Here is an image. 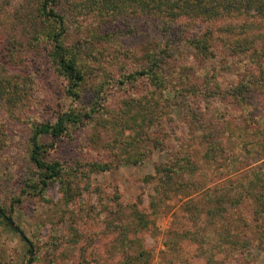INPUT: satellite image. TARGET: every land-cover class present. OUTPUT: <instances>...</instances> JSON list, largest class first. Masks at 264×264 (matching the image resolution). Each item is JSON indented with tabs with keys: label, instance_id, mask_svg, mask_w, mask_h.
Returning <instances> with one entry per match:
<instances>
[{
	"label": "rangeland",
	"instance_id": "obj_1",
	"mask_svg": "<svg viewBox=\"0 0 264 264\" xmlns=\"http://www.w3.org/2000/svg\"><path fill=\"white\" fill-rule=\"evenodd\" d=\"M42 1L0 0V64L8 66L24 97L11 112L0 104V206L31 244L0 217V264H119L141 251L146 252L141 264H234L232 254L219 248L220 238L226 230L234 232L237 221L252 219L250 203L229 201L260 190L255 185L264 176V95L251 96V107H239L230 97L211 96L215 87L207 90L200 83L201 93L183 105L169 90L173 102L157 113L156 127L146 133L150 110L157 108L152 103L166 99L147 78L128 83L125 75L137 69V56L147 48L173 43L184 49L190 58L185 63L193 65L189 73L201 81L211 64L194 60L184 40L204 33L206 23L163 35L138 14L112 22L100 11L104 0H58L68 29L65 43L78 47L86 75L81 98L72 101L51 46L33 41ZM231 23L242 21L209 24ZM220 47L214 45L216 54ZM233 79L221 83V91ZM98 89L102 100L96 105ZM69 109L97 112L57 141L41 138L55 144L47 159L61 163L64 173L43 194L26 196L25 182L36 179L29 163L33 129L54 124ZM143 110L145 120L126 115ZM202 123L210 129L200 133ZM175 158L195 167L185 173L186 195L164 185L165 174L158 175ZM137 159L141 162L132 164ZM217 207L225 211L219 214ZM212 208L215 213L208 214ZM140 215L147 228L139 224ZM253 263L264 264V249L252 251Z\"/></svg>",
	"mask_w": 264,
	"mask_h": 264
},
{
	"label": "trees",
	"instance_id": "obj_2",
	"mask_svg": "<svg viewBox=\"0 0 264 264\" xmlns=\"http://www.w3.org/2000/svg\"><path fill=\"white\" fill-rule=\"evenodd\" d=\"M57 2L58 0H43L40 4L38 9L40 23L38 21V26L35 28L36 37L33 41L49 43L52 62L64 77L66 95L73 101L81 98V89L86 81V75L80 67L78 47H70L65 43L68 32L67 23L56 9ZM100 11L104 12L105 16H109L114 23L124 22L119 19H128L138 14L144 18L148 28L153 31L158 30L163 35H168L181 26L188 27L190 23L196 21L207 25L204 33H195L184 40L188 48L187 52L194 60L211 64L210 68L202 70L201 81L194 79L189 73L193 65L189 62L185 63L190 61V58L183 54L184 49L176 47L173 43L165 47L160 46L159 43L157 49L147 48L141 56H137V69L125 75V81L128 83H136L138 80L147 78L166 99V101L161 99L152 103V105L156 103L157 108L150 110L153 116L147 123L146 133L151 126L156 127L157 113L164 112L165 107H170L169 102H173L172 97L167 95L169 90L175 92L176 98L175 96L173 98L180 99L183 105L187 104L186 100L189 97H195L201 93L198 87L200 83L207 90L210 86L215 87L211 96L230 97L239 107L245 105L251 107V96L264 95V23L260 21H264V0H104ZM225 19L242 21V23H231L218 28H211L213 26L209 24ZM42 25L48 27H42ZM184 33L191 34L192 29ZM214 45H221L217 54ZM175 62H180V67ZM232 77L234 79L230 87L221 91L220 84ZM10 78L12 76L8 66L0 64V104L4 105L8 112L18 108L24 100V97L18 95L19 84H14ZM101 89L97 91L96 105L102 100ZM186 106L189 109V105ZM96 112V109L91 110V113L69 109L61 114L54 124L44 123L33 129L29 142V163L36 172V179L25 182L23 194L26 196L43 194L50 184L59 180L64 173L61 163L47 159L49 150L54 149L55 144H45L41 138L48 136L53 141H57L68 135L71 128L91 119ZM128 113L127 111L126 115L134 121L145 120L144 110L137 111L136 117L130 115L133 112ZM197 121L199 122V118ZM194 123L191 122L192 125ZM202 124L201 129H194L200 133L210 129L209 126L204 127V123ZM140 162L141 160L137 159L132 164ZM98 168L101 171L107 170L106 166H98ZM194 170L195 167L187 160L175 158L172 163L161 167L158 175L165 174L163 184L173 188L177 193L186 195L183 184V180L187 177L185 173L190 174ZM259 180L261 185L255 186H258L260 190H254L250 195L229 201L232 206L250 203L252 214L250 223L244 219L237 221L234 224L235 231L226 230L227 232L225 231L220 238L219 248L224 246L227 255L232 254L234 264H252V251L256 248L264 249V176ZM160 186L161 184L158 183L156 188L158 193ZM217 204L222 205V202ZM217 210L219 214L225 211L223 207H217ZM213 213L215 209H209L208 214ZM3 214H6L5 210L0 206V217L6 221L12 220L11 216H7L8 219H6ZM139 220L142 228H147L148 221L145 216L140 215ZM145 256L144 251L130 254L119 264H141Z\"/></svg>",
	"mask_w": 264,
	"mask_h": 264
},
{
	"label": "water",
	"instance_id": "obj_3",
	"mask_svg": "<svg viewBox=\"0 0 264 264\" xmlns=\"http://www.w3.org/2000/svg\"><path fill=\"white\" fill-rule=\"evenodd\" d=\"M3 216L6 218V219H8L7 218V216L5 215V214H3ZM8 222L10 223V225L20 234V236L27 242V243H29V245H31L30 244V242H29V240L25 237V235H24V233L15 225V223L12 221V220H9L8 219Z\"/></svg>",
	"mask_w": 264,
	"mask_h": 264
}]
</instances>
